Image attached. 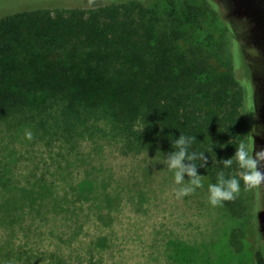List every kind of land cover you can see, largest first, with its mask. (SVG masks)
I'll return each mask as SVG.
<instances>
[{
    "label": "rangeland",
    "instance_id": "1",
    "mask_svg": "<svg viewBox=\"0 0 264 264\" xmlns=\"http://www.w3.org/2000/svg\"><path fill=\"white\" fill-rule=\"evenodd\" d=\"M133 1L148 9L153 33H179L186 43L206 48L224 70L233 66L237 79L246 81L239 79L244 127L238 139L253 148L254 158L264 151V0H0V18ZM58 117L53 111L0 120V177L12 184L3 193L38 198L20 201L14 234L0 224V243L25 242L39 257L35 264H48L52 253L67 262L102 264H253L252 249L264 242V185L248 189L241 180L244 212L235 216L225 206L208 205L207 186L216 180L198 167L203 187L177 199L166 157L123 149L102 116L87 127L76 125L71 135ZM240 171L236 165L230 176L240 179ZM42 176L49 185L41 188L34 182ZM75 183L84 187L74 201ZM233 229L240 232V251L229 242Z\"/></svg>",
    "mask_w": 264,
    "mask_h": 264
},
{
    "label": "trees",
    "instance_id": "2",
    "mask_svg": "<svg viewBox=\"0 0 264 264\" xmlns=\"http://www.w3.org/2000/svg\"><path fill=\"white\" fill-rule=\"evenodd\" d=\"M151 19L136 1L88 9L40 8L1 17L0 120L55 111L64 134L71 135L76 125L87 127L102 116L123 149L163 157L175 151L173 144L181 135L193 136L190 151L206 157L201 170L213 181L219 171L231 177L237 164L224 167L223 161L241 143L244 84L239 79L246 81L237 79L233 66L224 70L206 48L186 43L179 33H153ZM227 52L233 58L232 50ZM38 180L34 185H49L45 176ZM10 185L1 175L0 224H8L12 235L20 201L33 204L38 198L4 194ZM82 187L75 183L72 189ZM71 197L83 196L79 192ZM240 202L237 196L224 206L241 216ZM239 234L233 229L229 237L234 251L242 249ZM263 245L253 247V264H264ZM49 256L50 264H102L98 259L67 262L59 254ZM38 258L25 242L0 243V264H35Z\"/></svg>",
    "mask_w": 264,
    "mask_h": 264
},
{
    "label": "clouds",
    "instance_id": "3",
    "mask_svg": "<svg viewBox=\"0 0 264 264\" xmlns=\"http://www.w3.org/2000/svg\"><path fill=\"white\" fill-rule=\"evenodd\" d=\"M30 139L31 133H26ZM195 138L193 136L181 135L175 140L171 152L163 159L169 171L173 173V183L176 185L174 194L177 199L189 196L196 190L203 187L201 175H198L197 168L206 166L204 154L190 151ZM253 148L249 151L248 146L241 142L237 145L234 154L235 163L239 167L240 179L236 177H225L223 171H219L216 176V183L207 186V203L211 207H223L225 202L236 199L241 190V180L248 189L264 185V151L258 152L253 157ZM233 157L223 161L224 167H231ZM196 161H200L197 164ZM185 174L189 179L185 180Z\"/></svg>",
    "mask_w": 264,
    "mask_h": 264
},
{
    "label": "flooded vegetation",
    "instance_id": "4",
    "mask_svg": "<svg viewBox=\"0 0 264 264\" xmlns=\"http://www.w3.org/2000/svg\"><path fill=\"white\" fill-rule=\"evenodd\" d=\"M264 104V103H263ZM255 113L257 114L256 108H255Z\"/></svg>",
    "mask_w": 264,
    "mask_h": 264
}]
</instances>
